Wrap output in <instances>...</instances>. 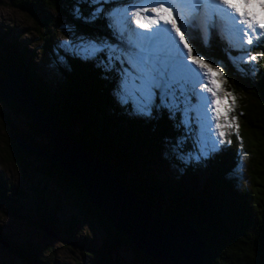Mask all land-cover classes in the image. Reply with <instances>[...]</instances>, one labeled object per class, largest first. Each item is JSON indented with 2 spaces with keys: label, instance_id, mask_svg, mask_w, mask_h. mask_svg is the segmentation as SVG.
Segmentation results:
<instances>
[{
  "label": "trees",
  "instance_id": "trees-1",
  "mask_svg": "<svg viewBox=\"0 0 264 264\" xmlns=\"http://www.w3.org/2000/svg\"><path fill=\"white\" fill-rule=\"evenodd\" d=\"M15 1L16 8L38 26L44 48L53 56L58 51L62 58L65 52L55 44L61 30L51 13L74 22L79 33L111 36L102 15L88 22L93 10L88 0ZM111 6L114 5H105V10ZM76 8L80 10V19L75 18ZM190 43L195 54L199 51L208 62L223 65L228 89L241 101L238 109L241 138H237L236 132L228 134L226 140H230V144L224 143V148L212 153L207 160L180 164L177 175L164 163H180L174 158L171 145L182 130L176 127V121L169 120L167 110L146 118L131 114L130 105L121 107L113 95L118 79L115 71L106 73L94 62L69 57L63 59V64L56 60L62 69V78L46 81L38 75L40 70L34 59L20 45L13 44L0 52V77H4L5 64L21 70L43 110L55 116L93 156L107 161L122 183L146 198L160 217L176 215L195 220L207 243V264H264V58L255 64L244 63L245 56L238 57L243 51L233 49L215 34L205 45L201 33L194 30ZM255 51H264V42ZM21 114L29 123L26 131L12 119ZM0 121L8 134L5 146L0 142V159L27 171V160L34 155L20 150L13 133L44 148H50L49 143L41 140L43 137L27 112L16 104L0 105ZM194 148L193 139L189 138L183 150L188 152ZM241 148L252 157L251 191L241 188L234 177H229L240 165ZM259 159L261 164H257ZM47 166L49 168L42 169L43 174L54 180L58 195L76 209V215L64 224L53 216L39 220V229L48 241L56 240L46 235L48 230L60 238L64 234L82 250L90 264H124L120 253L127 246L133 251L131 264H157L137 250L127 236L114 229L110 220L91 203L80 183L61 168ZM205 169L211 172L203 182L198 173ZM166 204L171 208H166ZM10 207L13 209V205ZM91 222L97 224L102 234L95 240L98 241L95 248L89 246L93 244V237L84 235L85 225L92 233ZM6 239L11 247L7 250L26 264H47L41 261V253L32 244L15 246Z\"/></svg>",
  "mask_w": 264,
  "mask_h": 264
},
{
  "label": "snow or ice",
  "instance_id": "snow-or-ice-1",
  "mask_svg": "<svg viewBox=\"0 0 264 264\" xmlns=\"http://www.w3.org/2000/svg\"><path fill=\"white\" fill-rule=\"evenodd\" d=\"M88 3L93 9L88 22L102 15L111 36L86 37L69 29L70 34L61 41L65 52L62 60L76 58L94 62L106 73L115 71L118 79L113 95L121 107L130 105L135 116L152 118L154 112L167 110L169 120L176 121V127L182 130L171 145L174 158L181 164L207 160L219 150L220 144L231 143L225 139V128L234 126L229 122L232 107L227 98L234 105L235 97L231 93H225V98L218 95L222 91L223 65L207 62L199 51L194 54L188 41L194 30L201 33L205 45L215 34L232 48L242 50L244 63H257L264 58V51L247 53L264 41V0H88ZM109 4L115 6L106 11L105 5ZM79 11L74 10L76 19L81 18ZM235 128L239 139V126ZM189 138L195 148L185 152L183 148Z\"/></svg>",
  "mask_w": 264,
  "mask_h": 264
},
{
  "label": "rangeland",
  "instance_id": "rangeland-1",
  "mask_svg": "<svg viewBox=\"0 0 264 264\" xmlns=\"http://www.w3.org/2000/svg\"><path fill=\"white\" fill-rule=\"evenodd\" d=\"M124 2H126V0H124ZM15 3V0H0V52H5L2 50L5 49V47H10L13 44L20 45V47L24 49L32 57V59H34V62L37 64L40 70V72H38L39 76L43 77L46 81H57L58 78L61 79L63 72L56 61L59 59V63L63 64V60L60 58L59 52L55 51V55H59V58H56L55 55L53 56L48 52V50L44 48V41L37 32L38 26L28 15L18 10L15 6ZM121 6H123V3ZM148 15H151V13ZM50 16L56 20V23L60 27L61 31L59 36H57L55 44L61 49H63L61 47V41L70 34L69 29L75 32L76 35L94 37L92 35L79 33L75 29L74 22L73 24L70 23L64 16H58L54 13H51ZM133 27L135 26L133 25ZM187 36L188 35H186V37ZM188 42L190 46H192L190 40ZM263 42L264 41H261L258 46H252L251 52L247 54H256L255 48L259 47ZM244 47L247 48L248 46L245 45ZM193 52L195 54L194 48ZM243 56H245L244 52H241L240 55H238L239 59ZM245 58H241L242 61ZM259 61H262V58L259 59L258 62ZM225 93H231L232 96L235 97L234 105L232 104V100L227 98L228 105L232 107V111L228 113V118L229 122L233 123L234 126L232 128H225L226 136L230 133L233 134L236 132L235 125H238V135L240 139L241 122L238 116V109L240 108L241 101L228 89L224 74V77L222 78V91L219 92L218 95L221 98H225ZM2 104L4 103L1 102L0 105ZM209 115H212L211 111L209 112ZM233 117H235L234 121L232 120ZM12 119L13 122L21 129H24L25 131L28 129L29 123L24 114L19 115L18 118L12 116ZM214 123L215 121L213 120V126ZM221 123H224L223 118H221ZM7 135L8 134L5 131L2 122L0 121V142L3 146H5V139L8 140ZM41 140L47 142L46 139L41 138ZM218 147L220 150L222 147L224 148L223 144H220ZM238 153L240 165L235 168V171L229 175V177H234V179L238 182V186L241 188H248V190L251 191L253 187V176L251 174V165L253 163L251 161L252 157H250V152H245L242 148ZM259 163H262L261 159L257 160V164ZM164 164L168 165L169 170L174 172V174H180V172H178V168L180 167L181 163H178V165L169 163ZM47 167V164H44V162L38 159L36 156L28 158L27 171H22L11 163H3L0 159V232L6 235V237L13 244H15V246H18L19 244L26 245V243H30L35 246L41 253V261L44 260L47 264H90L89 260L85 259V256H83L82 250L75 247L74 242L67 240L68 238L64 234H61V238L57 234L58 238L56 237V240L48 241L39 229V220L42 218L51 219V216H53L54 218L59 219L62 224H64L68 220L71 221V218L76 215L75 206L70 202L64 201L58 195L54 180L46 177L43 174L42 169ZM210 172L211 171L209 169H205L201 173H198V175L203 178L204 182V180L209 177ZM10 205H13V209H11ZM166 208L171 207L166 204ZM158 212L159 211H156L155 213L157 214ZM172 216L176 215H171L170 217ZM176 217L192 219L186 216ZM90 225L93 228L91 231L92 233H90L89 229L85 225L84 232L86 234L84 235L89 234L90 238L93 237V244L89 246L90 248H95L98 245V241L95 240H99L102 234L96 223H92ZM202 237L204 238L203 234ZM63 241L71 242L72 245H68ZM204 241L205 246L207 247L205 238ZM217 242L219 241L217 240ZM205 251L207 254V250ZM120 254L124 264H131L133 259V251L130 247H125ZM0 264L26 263L0 244Z\"/></svg>",
  "mask_w": 264,
  "mask_h": 264
},
{
  "label": "water",
  "instance_id": "water-1",
  "mask_svg": "<svg viewBox=\"0 0 264 264\" xmlns=\"http://www.w3.org/2000/svg\"><path fill=\"white\" fill-rule=\"evenodd\" d=\"M3 74L0 100L5 105L22 107L50 145V148L38 146L14 132L22 152L36 156L52 168H61L80 183L91 203L110 220L114 229L127 236L137 250L157 264H206L205 241L194 220L158 216L146 198L122 183L107 161L93 156L55 116L43 110L21 70L5 64ZM46 234L57 237L50 230ZM0 244L10 249L2 232Z\"/></svg>",
  "mask_w": 264,
  "mask_h": 264
}]
</instances>
